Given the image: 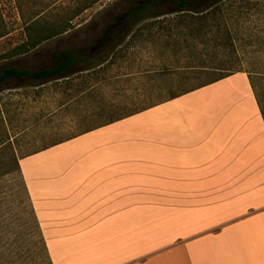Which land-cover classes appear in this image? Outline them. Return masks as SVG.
Wrapping results in <instances>:
<instances>
[{"label": "crops", "instance_id": "obj_1", "mask_svg": "<svg viewBox=\"0 0 264 264\" xmlns=\"http://www.w3.org/2000/svg\"><path fill=\"white\" fill-rule=\"evenodd\" d=\"M104 26L85 29L80 47L50 49L51 65L38 68L71 51L74 69L36 79L58 82L47 90L56 105L46 103L48 119L31 109L23 131L37 148L15 149L52 263L264 264V89L246 71L177 89L170 60L110 85L90 71L115 63L125 43L102 48ZM12 79L0 92L21 86ZM133 91L141 105L113 110ZM62 129L71 132L57 137Z\"/></svg>", "mask_w": 264, "mask_h": 264}, {"label": "rangeland", "instance_id": "obj_2", "mask_svg": "<svg viewBox=\"0 0 264 264\" xmlns=\"http://www.w3.org/2000/svg\"><path fill=\"white\" fill-rule=\"evenodd\" d=\"M145 1L100 0L75 16L72 20L74 27L69 30V34L59 40L55 38L46 42L42 52L14 59H0V66L13 64L30 71L42 64L50 66L48 55L50 49H60L69 45L80 47L85 42V29H90V34L97 33L112 18ZM62 4L76 7L80 1L63 0ZM14 6L13 0H0V18L12 29L11 33L0 38V55L22 39L21 20ZM172 8L173 4L167 0L151 4L142 14L149 17L140 24V33L128 38L125 45L115 51V63L97 66L90 73L98 75L112 85L114 80L123 79L125 76L122 75L128 72L146 70L154 65L163 69L170 60L176 67L177 89L180 86L191 88L211 77L206 72L189 70L187 67L190 64L198 66L213 61L218 64L225 62L235 70L250 72L259 88L264 85V0L228 2L225 15L232 32L231 37L225 36L221 26L220 28L215 26L214 32L209 35L192 37L180 33L179 29L169 25L168 19L174 13H167L158 18L151 17ZM88 50L90 48L86 51ZM97 60L93 61L98 62ZM179 80L186 82L180 83ZM39 82L27 77L12 79L9 85L21 86L0 92V264H49L38 220L22 175L17 169L15 153V149L23 153L37 148L29 144L33 138L23 131L25 126L35 122L29 116L31 109L42 111L41 114L46 115L48 105L49 107L56 105L55 101H51V95L48 96L47 90L58 82L45 85L38 84ZM122 84L118 82L113 86ZM140 93L138 91L121 93L122 98L128 96L129 104L112 106L113 110L123 112L132 107L133 103L141 105L142 98L137 96ZM109 96L111 92L107 94V97ZM112 115H106L103 119H108ZM49 117L51 118L46 115L43 118ZM66 132L71 131L62 129L57 137Z\"/></svg>", "mask_w": 264, "mask_h": 264}, {"label": "trees", "instance_id": "obj_3", "mask_svg": "<svg viewBox=\"0 0 264 264\" xmlns=\"http://www.w3.org/2000/svg\"><path fill=\"white\" fill-rule=\"evenodd\" d=\"M17 15L21 20L22 39L16 45L7 49L0 55V59L13 58L24 55L35 49L43 42L60 36L74 27L73 18L87 8L93 6L100 0H79L80 4L76 7H67L62 4L63 0H13ZM164 0H146L142 4H137L126 14L117 15L104 26L101 33L97 36L96 42L102 48H109L112 52L119 45L126 43L128 38L140 33V24L149 16L142 14L148 10L151 4L163 2ZM173 4V8L156 13L151 16L158 18L167 13H174L168 20L170 26L179 29L180 33L198 37L205 36L214 32L215 26L223 29L227 37L232 36V32L226 21L225 9L228 2L233 0H167ZM249 2V0H244ZM219 15V16H218ZM157 20V19H156ZM160 20V19H159ZM157 22V21H156ZM154 22V23H156ZM161 22V21H160ZM163 27L162 24H159ZM9 25L0 18V38L11 33ZM220 30V29H219ZM66 60L54 67H40L33 71L20 69L18 67H6L0 70V83L9 81L11 78L22 79L24 77L47 80L66 72H72L73 55L71 51L64 53ZM233 66L209 61L203 65H192V70L206 72L208 80L192 86L191 89L215 82L227 77L241 69H233ZM196 72V71H194ZM247 72V71H246ZM254 90H263L264 85L259 88L254 76L247 72ZM194 84V83H193ZM17 169L19 170L18 163ZM45 249L48 255L49 264H53L49 256L46 242L42 236Z\"/></svg>", "mask_w": 264, "mask_h": 264}, {"label": "flooded vegetation", "instance_id": "obj_4", "mask_svg": "<svg viewBox=\"0 0 264 264\" xmlns=\"http://www.w3.org/2000/svg\"><path fill=\"white\" fill-rule=\"evenodd\" d=\"M131 9V8H130ZM130 9L129 10H127V11H125L123 14H126L128 11H130Z\"/></svg>", "mask_w": 264, "mask_h": 264}]
</instances>
